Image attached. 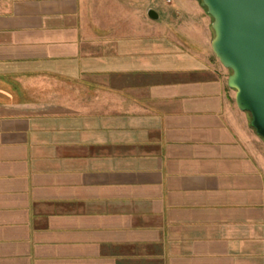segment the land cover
<instances>
[{
  "label": "crops",
  "instance_id": "obj_1",
  "mask_svg": "<svg viewBox=\"0 0 264 264\" xmlns=\"http://www.w3.org/2000/svg\"><path fill=\"white\" fill-rule=\"evenodd\" d=\"M95 2L0 0V264H264V139L207 9Z\"/></svg>",
  "mask_w": 264,
  "mask_h": 264
},
{
  "label": "water",
  "instance_id": "obj_2",
  "mask_svg": "<svg viewBox=\"0 0 264 264\" xmlns=\"http://www.w3.org/2000/svg\"><path fill=\"white\" fill-rule=\"evenodd\" d=\"M212 17V49L232 71L228 79L236 104L251 115V126L264 139V0H199ZM151 20H158L154 10Z\"/></svg>",
  "mask_w": 264,
  "mask_h": 264
},
{
  "label": "rangeland",
  "instance_id": "obj_3",
  "mask_svg": "<svg viewBox=\"0 0 264 264\" xmlns=\"http://www.w3.org/2000/svg\"><path fill=\"white\" fill-rule=\"evenodd\" d=\"M145 1H149L148 3H150L151 7L154 8V11L162 16V19H164L163 12H173L172 9L176 4L175 0H173L172 4L170 3V0H97V2L92 5V7H97L98 9L104 11V13H116V16L109 17L110 19H114L122 12L121 10L124 6H130L132 8L141 7L143 10H145L146 6H142ZM148 20L151 19L148 17ZM91 21H93V18Z\"/></svg>",
  "mask_w": 264,
  "mask_h": 264
}]
</instances>
